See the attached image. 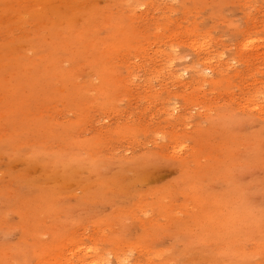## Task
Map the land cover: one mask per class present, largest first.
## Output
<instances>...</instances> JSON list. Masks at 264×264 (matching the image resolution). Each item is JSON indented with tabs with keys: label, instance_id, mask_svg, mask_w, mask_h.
<instances>
[{
	"label": "rangeland",
	"instance_id": "rangeland-1",
	"mask_svg": "<svg viewBox=\"0 0 264 264\" xmlns=\"http://www.w3.org/2000/svg\"><path fill=\"white\" fill-rule=\"evenodd\" d=\"M264 264V0H0V264Z\"/></svg>",
	"mask_w": 264,
	"mask_h": 264
},
{
	"label": "bare ground",
	"instance_id": "bare-ground-1",
	"mask_svg": "<svg viewBox=\"0 0 264 264\" xmlns=\"http://www.w3.org/2000/svg\"><path fill=\"white\" fill-rule=\"evenodd\" d=\"M82 263L81 264H100V262L98 260H89V261H86L84 262L83 260H81Z\"/></svg>",
	"mask_w": 264,
	"mask_h": 264
}]
</instances>
